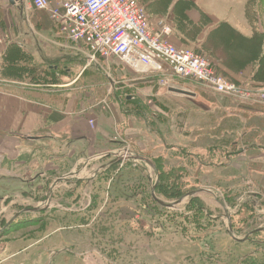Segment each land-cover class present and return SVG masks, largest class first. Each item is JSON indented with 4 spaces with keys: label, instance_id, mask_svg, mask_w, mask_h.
Here are the masks:
<instances>
[{
    "label": "rangeland",
    "instance_id": "374dc122",
    "mask_svg": "<svg viewBox=\"0 0 264 264\" xmlns=\"http://www.w3.org/2000/svg\"><path fill=\"white\" fill-rule=\"evenodd\" d=\"M13 12L8 0H0V28L8 43L0 60V91L43 99L34 90L59 89L85 66L88 70L79 86L86 89L96 84L89 92L91 100L97 106L106 101L120 127L109 147L113 154L98 161H88L87 155L76 161L52 156L47 144L20 137L24 144L19 157L0 165V264H49L50 259L61 264L59 257H64V264H264V207H260V203L264 206V151L254 155L243 151L235 157L232 150L210 145L224 135L229 138L232 132L244 131L250 137L243 138V147L248 142L263 144L264 103H242L178 81L177 88L196 95L181 96L158 85L157 79H134L116 62L111 63L112 71L105 62L91 65L84 57L60 49L64 36L58 28L49 30L47 13L43 19L37 13L30 16L36 48L28 44L18 50ZM148 17L156 30L158 21L166 20ZM172 29L167 40L175 45L177 32ZM186 48L209 58L196 46ZM8 54L19 64L14 69L5 67L2 58ZM258 130L262 136L256 135ZM232 138L241 139V135ZM44 141L50 146L60 143ZM126 150L133 155L126 163L92 178L100 164ZM147 157L165 173L160 186H171L175 176L181 175L178 184L186 195L197 190V197L216 217L213 226L196 227L187 218L189 199L173 208L158 203L177 199L163 196L160 187L154 190L157 173L144 162ZM207 161L208 168L203 166ZM71 171L76 173L68 177ZM12 175L26 177H8ZM239 186L240 202L234 199ZM253 191L262 194L258 204ZM222 192L229 195L233 207ZM242 198L255 201V211L241 207ZM250 214L256 218L253 227H248Z\"/></svg>",
    "mask_w": 264,
    "mask_h": 264
},
{
    "label": "crops",
    "instance_id": "0c3cea01",
    "mask_svg": "<svg viewBox=\"0 0 264 264\" xmlns=\"http://www.w3.org/2000/svg\"><path fill=\"white\" fill-rule=\"evenodd\" d=\"M181 1L191 3V8L186 9L190 30L181 29V34L174 35L175 45L196 46L209 56L227 78L264 87V75L260 73L258 77L256 74L264 53V0ZM177 2L178 0H174L166 7L161 0H147V5L145 2L143 5L157 11V16L149 14L154 19L165 17L173 25L177 15L175 9ZM8 3L10 8H14L13 15L17 21L15 27L17 44L22 48L30 44L34 50L37 34L30 21L31 13L41 15L42 19L47 17V14L35 11L25 1L23 8L11 4L9 0ZM46 23L50 24L49 30L56 28L51 20L48 19ZM22 28L25 31L20 32ZM5 33L0 28V60L8 44L4 38ZM61 42L58 45L63 52L77 55L68 48L65 39ZM73 68L77 70L79 67L74 65ZM87 70L88 68L83 66L77 76L64 81L59 85V89L34 90L39 92L43 99L0 91L1 166L5 161L19 157V148L24 144L20 137H25L33 144L34 142H37V145L47 144L52 156L59 154L63 159L72 157L70 160L74 159L73 161L80 160L82 155H87L88 161H98L113 154L114 149L111 150L109 147L114 143L120 126L114 114L104 112L102 106H97L98 102L91 100V91L96 88V84H90L91 87L86 88L89 90L79 86ZM104 70L108 72L106 68ZM71 72L72 69L68 71L69 74ZM46 139L58 140L60 143L50 146L44 141ZM8 177L21 180L26 176ZM93 253L97 255V252ZM59 258L61 264H64V261L62 262L64 257ZM53 263L50 259L49 264Z\"/></svg>",
    "mask_w": 264,
    "mask_h": 264
},
{
    "label": "built area",
    "instance_id": "2783aa9c",
    "mask_svg": "<svg viewBox=\"0 0 264 264\" xmlns=\"http://www.w3.org/2000/svg\"><path fill=\"white\" fill-rule=\"evenodd\" d=\"M24 1L35 11L47 13L68 48L91 65L105 62L111 71V63L116 62L134 79H157L168 90L177 88L178 81L192 82L242 103H264V89L233 81L204 54L170 43V24L160 19L158 30L154 29L138 0ZM101 106L111 113L106 101ZM124 155L128 156V150Z\"/></svg>",
    "mask_w": 264,
    "mask_h": 264
},
{
    "label": "trees",
    "instance_id": "16d2710c",
    "mask_svg": "<svg viewBox=\"0 0 264 264\" xmlns=\"http://www.w3.org/2000/svg\"><path fill=\"white\" fill-rule=\"evenodd\" d=\"M174 0H161V2H162V4H163V6L165 5L166 7L168 6V5H171L172 4V2H173ZM143 2H145L144 4L145 5H147V0H144ZM168 4V5H167ZM145 8H146V6H145ZM189 8H191V3H189V2H185V1H181V0H178V2H177V4H176V6H175V9H176V17H175V20H174V24L172 25V22L171 21H169L168 19H166V18H164V19H166L167 20V22L170 24V26L172 27V28H174V30L177 32V33H175V35H177V34H181V29H183V30H190V28L188 27V23H189V19L187 18V16H186V9H189ZM146 11H147V13H148V16H149V14L150 15H154V16H157V11H155V9H153V8H151V7H148V8H146ZM158 12H160V9L158 10ZM176 26V27H175ZM178 36V35H177ZM16 48L18 49V50H20V46L17 44L16 45ZM16 50V49H15ZM201 53V52H200ZM12 55V54H11ZM10 54H8L7 55V57H5L4 56V58H2V59H4V63H5V67L8 69V68H10L11 67V69H14V68H16V66H18V65H16V64H14V62L12 61V58H9L10 56H11ZM12 57V56H11ZM14 57V56H13ZM258 66H259V68H258V71H257V76L259 77V74L260 73H262L263 75H264V53L262 54V56H261V58H260V61H259V64H258ZM218 68V67H217ZM218 71H219V73L220 74H222L221 72H220V69L218 68ZM223 75V74H222ZM226 77V76H225ZM153 80H155V79H151L150 81H153ZM52 82V81H51ZM254 111H257V110H254ZM260 113V112H259ZM226 134H227V132H226ZM235 134H240L241 135V139L240 138H237L236 140H233V136H235ZM213 135H217V133H214ZM230 135V134H229ZM257 136H262L263 134H262V131L261 130H258V133L256 134ZM231 137V138H230ZM229 138H228V136L227 135H224V138L223 139H220V140H214V142H212V144H210V145H215L214 146V148H212V149H218V150H222V151H231L232 153L231 154H234L235 155V157H237V156H239L241 153H242V151L241 150H238V149H246V148H248V151H247V153L249 154V155H254V154H256L258 151H264V143L262 144V143H250V142H248L247 143V145L245 146V147H243L242 145H241V142L245 139V137H250V135L248 134V133H246L245 131L242 133V132H237V133H235V132H232L231 133V136H230ZM244 138V139H243ZM230 143V144H229ZM211 146V147H212ZM211 147H210V150L209 151H211ZM192 155V154H191ZM193 157H195L194 155H192ZM148 158V157H147ZM148 159H150V158H148ZM151 161H153V163L155 164V167H156V172H157V174L161 177V179H160V182L159 183H161V180H162V182H163V177H164V175H165V173L163 172V171H161L160 170V166L158 165V163L155 161V160H153V159H150ZM116 165H114V167L115 166H117L119 163H115ZM227 166V165H226ZM113 167V168H114ZM110 172H112L111 170H110ZM108 173V172H107ZM175 176V175H174ZM180 178H181V175H177V177L175 176V178L173 179V182L174 183H171V186H164V184L162 185V186H160L161 184H159L158 186H157V188H156V190L160 187V193L164 196V195H168V198H174V199H179L181 196H184L185 195V193L182 191L183 189H182V187H180L179 186V184H178V181L180 180ZM175 180V181H174ZM161 187H162V189H161ZM240 187V186H239ZM238 187V188H239ZM240 189L241 190H239V193H240V191H242V188L240 187ZM166 192V193H165ZM236 193H238V191H236ZM235 193V194H236ZM170 195V196H169ZM97 199V198H96ZM196 202L198 203V205H195L196 204ZM196 202H195V204H192L191 206H190V208L191 207H195V208H197V207H199V206H201L202 204H201V201L198 199V200H196ZM246 208H248V209H252V206L250 205V204H248V205H246ZM197 210H198V212H201L200 211V209L199 208H197ZM202 214V213H201ZM202 216V215H201ZM187 219V218H186ZM189 219V218H188ZM198 222H199V219H198ZM232 226H233V224H234V221H233V218H232ZM257 233L258 232H261L260 230L259 231H256ZM256 264V263H255Z\"/></svg>",
    "mask_w": 264,
    "mask_h": 264
},
{
    "label": "flooded vegetation",
    "instance_id": "af4514ba",
    "mask_svg": "<svg viewBox=\"0 0 264 264\" xmlns=\"http://www.w3.org/2000/svg\"><path fill=\"white\" fill-rule=\"evenodd\" d=\"M238 150H241L242 152L244 151H248V148H246V149H238ZM207 152H208V150H207ZM208 157V155L206 156V158ZM238 157V156H237ZM116 160V157L114 156V157H112V158H109L108 160H106V161H104L102 164H100L99 165V168H97V170L95 171V173H93V177L92 178H96V177H98L102 172L103 173H105L106 171H110V170H112L113 169V167H114V165H116L115 163H117V162H114ZM123 162H127V160H125V161H123ZM145 163H148L149 165H151V166H153V168H154V171L156 172V167H155V164L153 163V161H151L150 159H146V161H144ZM121 162H119V164H120ZM88 166V164L86 165V167ZM204 167H207L208 168V161H207V164H205V165H203ZM223 169H224V167H222ZM227 169V168H226ZM157 173V172H156ZM106 176H110V174L109 173H107L106 174ZM176 177H177V175H176ZM108 179V178H107ZM160 179H161V177L157 174V182H156V184H155V188L158 186V184H159V182H160ZM113 180H114V178H110V182L112 183L113 182ZM186 193H187V195L185 194L184 196H181L179 199H177V201L176 202H179L176 206H178L179 204H181V203H183V199H189V207H188V209L186 210V212H187V218H189V219H192L193 221L192 222H194L195 224H196V227L198 226V227H211V226H213L212 224H214L215 223V220H216V217L215 218H213V214L210 212V211H208V206H206L205 205V203L200 199V198H198L197 197V194H198V192H197V190L194 188V189H191L190 191H186ZM223 193V192H222ZM253 193H254V199H256L257 200V204L260 202V196H262V194H260L259 192H254L253 191ZM111 193L110 192H108V196H110L111 197V195H110ZM257 197H256V196ZM223 196H224V193H223ZM225 199H226V203L228 204L229 203V205L231 206V207H233V205H234V202H232L230 199H229V195L227 194V193H225ZM236 198V200L238 201V202H240L239 201V199L241 198L240 197V193H239V191H238V193H236V196H234V199ZM200 200L201 201V206H199V207H197V208H199L200 209V211L201 212H198V210H197V208H195V207H191L190 208V206L192 205V204H195V202H196V200ZM247 201V199L245 200V199H243L242 198V201H241V203H243L242 205H241V207H246V205H248V204H250L251 206H252V209L255 211V209H256V204H255V201L253 202V201H249V202H246ZM223 203H225L224 202V200H223ZM195 205H198V203L196 202V204ZM228 205V206H229ZM162 206V205H161ZM264 207L261 203H260V207ZM163 207V206H162ZM164 208V207H163ZM166 208V207H165ZM185 212V213H186ZM202 213V214H201ZM202 215V216H201ZM233 215V214H232ZM232 215H231V217H232ZM251 216V217H250ZM250 216H249V219H252L251 221H250V223H249V226L248 227H253V225L256 223V218L255 217H253L252 218V214H250ZM184 217H185V214H184ZM178 218H181V215L180 216H178ZM255 218V219H254ZM198 219H199V222H198ZM248 220V219H247ZM231 227H232V224H231ZM256 230H259V229H256Z\"/></svg>",
    "mask_w": 264,
    "mask_h": 264
},
{
    "label": "water",
    "instance_id": "95a60500",
    "mask_svg": "<svg viewBox=\"0 0 264 264\" xmlns=\"http://www.w3.org/2000/svg\"><path fill=\"white\" fill-rule=\"evenodd\" d=\"M11 4L13 5H18L19 7L23 8L24 7V0H9ZM171 93H175V94H178V95H181V96H186V97H195L196 95L194 93H191V92H188L186 90H183V89H179V88H171L169 90ZM119 155V157L116 156V160L114 162H123L125 160H128L129 158H131L133 155L130 151H128V156L126 157V155H123L121 152L120 153H117ZM139 159V157H138ZM144 160V159H143ZM145 161V160H144ZM73 173H70L69 175H67L68 177H71ZM68 177L66 178H63L61 177L59 180H62V179H67ZM154 190H155V186H154ZM153 190V192H154ZM52 191V190H51ZM50 191V192H51ZM50 195V194H49ZM158 203L160 205H162L163 207H166V208H173L174 206H176L179 202H175V203H165L164 201H161V200H157ZM17 216V215H16Z\"/></svg>",
    "mask_w": 264,
    "mask_h": 264
}]
</instances>
